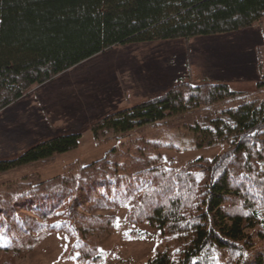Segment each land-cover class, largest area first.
Instances as JSON below:
<instances>
[{
	"label": "trees",
	"instance_id": "1",
	"mask_svg": "<svg viewBox=\"0 0 264 264\" xmlns=\"http://www.w3.org/2000/svg\"><path fill=\"white\" fill-rule=\"evenodd\" d=\"M264 20V0H0V112L113 46L229 34ZM199 109L219 115L189 126L196 148L226 147L214 159L167 168L162 142L135 138L89 165L75 162L43 181L0 191V252L31 251L43 234H63L76 264H106L98 237L123 207L126 221L185 241L145 264H264V99L226 84L179 82L169 92L92 126L97 142ZM80 134L43 141L0 174L75 150ZM139 236V235H137Z\"/></svg>",
	"mask_w": 264,
	"mask_h": 264
},
{
	"label": "rangeland",
	"instance_id": "2",
	"mask_svg": "<svg viewBox=\"0 0 264 264\" xmlns=\"http://www.w3.org/2000/svg\"><path fill=\"white\" fill-rule=\"evenodd\" d=\"M226 84L251 99H264V20L239 32L176 39L128 42L113 46L48 83L36 86L0 112V161L19 158L50 138L80 134L78 148L53 159L0 174V191L25 178L43 181L64 174L67 166L89 165L135 138L162 142L167 168L180 169L199 159H214L223 146L196 148L189 126L219 115L199 109L167 118L125 135L97 142L92 126L108 115L162 96L179 82ZM116 218L113 231L98 237L106 264H145L157 251L176 254L185 241L167 238L148 224L126 221L123 207L96 212ZM139 235V236H137ZM63 234H43L31 251L0 252V264H76Z\"/></svg>",
	"mask_w": 264,
	"mask_h": 264
}]
</instances>
